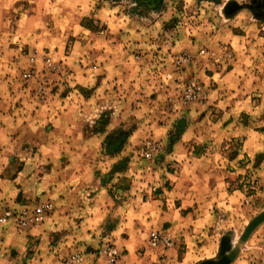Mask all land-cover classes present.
Returning <instances> with one entry per match:
<instances>
[{
	"label": "rangeland",
	"instance_id": "374dc122",
	"mask_svg": "<svg viewBox=\"0 0 264 264\" xmlns=\"http://www.w3.org/2000/svg\"><path fill=\"white\" fill-rule=\"evenodd\" d=\"M262 215L264 0H0V264H264Z\"/></svg>",
	"mask_w": 264,
	"mask_h": 264
},
{
	"label": "built area",
	"instance_id": "2783aa9c",
	"mask_svg": "<svg viewBox=\"0 0 264 264\" xmlns=\"http://www.w3.org/2000/svg\"><path fill=\"white\" fill-rule=\"evenodd\" d=\"M33 61V59H31ZM188 62V59L185 56H179L175 60L176 66H184ZM157 81L159 83V87L166 88L168 87L169 80L171 79L172 75L169 73L158 72L156 74ZM204 92L200 90V88L194 83L190 82L184 85L182 92H181V100L183 104H193L201 101L203 99ZM146 157H149L150 154L146 153ZM52 212V205L48 202L41 203L31 210H27V208H23L21 211H18L15 215V221L22 227H28L37 225L42 223ZM6 217H10L11 213L6 212ZM157 241H165V239L161 238V236H155L153 238V242ZM167 244V241H166ZM168 245V244H167ZM110 262L116 263V251L110 252Z\"/></svg>",
	"mask_w": 264,
	"mask_h": 264
},
{
	"label": "crops",
	"instance_id": "0c3cea01",
	"mask_svg": "<svg viewBox=\"0 0 264 264\" xmlns=\"http://www.w3.org/2000/svg\"><path fill=\"white\" fill-rule=\"evenodd\" d=\"M63 114H64V116H59L57 119H55V121L57 122V121H62L63 119H67V117L68 116H65L66 114H67V112H63ZM61 123V122H60ZM68 125H66V126H64V127H62V129H61V131L60 132H57V129L55 130V133L57 134V133H59L60 135H63L64 134V139H71L72 137H74L73 136V132H72V130H70V129H68V127H67ZM82 134H80V136H81ZM99 135H104L103 133H99ZM62 137V136H61ZM63 138V137H62ZM66 151V150H65ZM125 203V202H124ZM170 214V216L172 215V217H174L175 216V214H174V212H172V214L171 213H169ZM164 216H165V214H164ZM168 217V216H167ZM163 219V218H162ZM171 222V220H170V218H165V220H164V222L160 225V227L162 228V229H164L165 231H168L169 230V228H165L166 226H167V224L168 223H170ZM156 228L158 229V226H156Z\"/></svg>",
	"mask_w": 264,
	"mask_h": 264
},
{
	"label": "water",
	"instance_id": "95a60500",
	"mask_svg": "<svg viewBox=\"0 0 264 264\" xmlns=\"http://www.w3.org/2000/svg\"><path fill=\"white\" fill-rule=\"evenodd\" d=\"M264 221V215L259 216L256 218L247 228L246 235H248L254 228H256L261 222Z\"/></svg>",
	"mask_w": 264,
	"mask_h": 264
}]
</instances>
